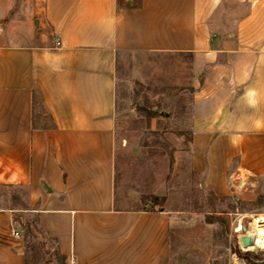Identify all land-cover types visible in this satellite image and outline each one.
I'll list each match as a JSON object with an SVG mask.
<instances>
[{
  "label": "crops",
  "instance_id": "crops-1",
  "mask_svg": "<svg viewBox=\"0 0 264 264\" xmlns=\"http://www.w3.org/2000/svg\"><path fill=\"white\" fill-rule=\"evenodd\" d=\"M126 54L187 61L192 172L264 209V0H0V197L26 193L0 206V264H29L28 213L67 264H173V213L119 202Z\"/></svg>",
  "mask_w": 264,
  "mask_h": 264
},
{
  "label": "rangeland",
  "instance_id": "rangeland-1",
  "mask_svg": "<svg viewBox=\"0 0 264 264\" xmlns=\"http://www.w3.org/2000/svg\"><path fill=\"white\" fill-rule=\"evenodd\" d=\"M188 75L187 61L174 55L126 54L119 62V202L124 207L150 209L155 194H161L164 199L155 208L173 213V264H261L264 252L241 250L231 229L238 220L247 226L253 220L250 215L264 209L248 215L236 212L237 202L216 198L200 186L191 170ZM25 197V192L13 190L8 197H0V206H21ZM18 220L24 227L29 264H67L57 256L54 243L37 230L36 214H20Z\"/></svg>",
  "mask_w": 264,
  "mask_h": 264
},
{
  "label": "built area",
  "instance_id": "built-area-1",
  "mask_svg": "<svg viewBox=\"0 0 264 264\" xmlns=\"http://www.w3.org/2000/svg\"><path fill=\"white\" fill-rule=\"evenodd\" d=\"M56 43H57V45H60V42L59 41L56 42ZM254 217H257V218H254ZM250 218H252L253 220L250 221V222H248L247 226H245L242 223V220H238L234 224V226L232 227V229H231V235L235 234L237 236L238 245H239L240 249L243 250V251L257 250V249H250L251 247L244 248L242 246L241 242H240L239 236L242 233H246V234L250 235L251 237H253L255 239V242H256V237H255L254 232L257 231V228H255L254 223L257 222V227L262 226V225L264 226V213L250 215ZM238 222L240 223V229L239 230H237V228H236V224ZM13 234H14L15 237H18V238H20V236H21L19 230H14ZM260 251H263L264 252V250H260Z\"/></svg>",
  "mask_w": 264,
  "mask_h": 264
},
{
  "label": "bare ground",
  "instance_id": "bare-ground-1",
  "mask_svg": "<svg viewBox=\"0 0 264 264\" xmlns=\"http://www.w3.org/2000/svg\"><path fill=\"white\" fill-rule=\"evenodd\" d=\"M255 228H257V231L254 232L256 237V242L253 246H250V249H261L264 250V226L257 227V222L254 223ZM237 230L240 229V223L236 226Z\"/></svg>",
  "mask_w": 264,
  "mask_h": 264
},
{
  "label": "water",
  "instance_id": "water-1",
  "mask_svg": "<svg viewBox=\"0 0 264 264\" xmlns=\"http://www.w3.org/2000/svg\"><path fill=\"white\" fill-rule=\"evenodd\" d=\"M157 112H159V110L157 109L156 110ZM168 114H166L167 116ZM224 233H227V231H224ZM239 239H240V242L242 244V246L244 248H247V247H250V246H253L255 244V239L253 237H251L250 235L246 234V233H242L240 236H239ZM261 264H264V262H262Z\"/></svg>",
  "mask_w": 264,
  "mask_h": 264
},
{
  "label": "trees",
  "instance_id": "trees-1",
  "mask_svg": "<svg viewBox=\"0 0 264 264\" xmlns=\"http://www.w3.org/2000/svg\"><path fill=\"white\" fill-rule=\"evenodd\" d=\"M157 113H158L157 111H154V112H153L154 115H157ZM153 199H154L155 201L152 202L153 207H152L151 209L154 210V209H157V208H155V207L158 205V203H157L158 200H162V199H164V198H160V197H158V196H154ZM37 230L40 231L41 233H43V231L41 230V228L39 227V225H37ZM171 238H172V237H171ZM248 255H249V254H248Z\"/></svg>",
  "mask_w": 264,
  "mask_h": 264
}]
</instances>
